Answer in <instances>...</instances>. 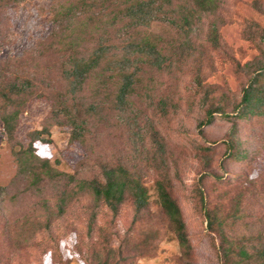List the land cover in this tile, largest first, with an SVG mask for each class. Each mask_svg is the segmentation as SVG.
<instances>
[{
  "label": "rangeland",
  "instance_id": "1",
  "mask_svg": "<svg viewBox=\"0 0 264 264\" xmlns=\"http://www.w3.org/2000/svg\"><path fill=\"white\" fill-rule=\"evenodd\" d=\"M63 1L23 0L0 11V66L10 61L7 76L19 66L44 83L58 79L63 58L42 55L40 42L52 33L53 8ZM214 20L220 23V48L207 40ZM151 31L161 40L165 60L161 67L143 65L137 71L139 81L123 114L105 104L107 121L93 122L85 145L70 141L66 120L51 126L52 143H34L37 154L50 159L63 177L32 188L18 174L0 120V264H58V254L64 264H221L220 253L228 247L223 234L256 253L244 264H264L257 254L264 246V118L219 120L203 133L198 130L206 109L230 112L252 73L264 65V0H224L187 44L166 24L156 22ZM90 95L87 86L81 97L89 102ZM51 108V100H31L19 117L16 141L27 147L30 135L47 124ZM229 138L247 156L221 168L222 141ZM119 164L138 173L149 191V205L136 222L130 196L114 218L107 207L94 208L87 189L80 190V181L101 180L104 166ZM206 173L224 176L218 182L207 177L201 185L209 208L224 220L220 229L207 227L201 208L197 179ZM162 176L186 225L187 253L159 201ZM231 249L230 264H237V246Z\"/></svg>",
  "mask_w": 264,
  "mask_h": 264
},
{
  "label": "trees",
  "instance_id": "2",
  "mask_svg": "<svg viewBox=\"0 0 264 264\" xmlns=\"http://www.w3.org/2000/svg\"><path fill=\"white\" fill-rule=\"evenodd\" d=\"M22 1L0 0V11ZM223 4L224 0H65L55 5L54 29L48 38L40 42V46L45 47L40 53L61 55L63 60L58 79L51 80L46 72L45 76L50 81L44 83L37 73L19 70V66L15 65L12 75L7 76L10 61L0 66V120L4 133L12 143L18 174L27 177L32 188H37L47 180L63 177L65 173L57 170L50 159L37 154L34 143H52L51 126L66 120L72 128L70 141L87 144L93 122L98 120V123L103 124L107 121L103 114L105 104L117 114L125 112L127 102L139 81L137 71L141 66H162L165 55L160 46V38L151 31L153 24H166L178 35L180 41L187 44L204 17L216 16ZM207 40L215 48L221 47L218 20L210 23ZM16 61H19L18 65L22 62ZM55 81L60 82L61 86L65 84V88L61 90L55 87ZM87 86L91 92L89 102L81 97ZM35 98L51 100L52 108L46 119L47 124L42 130L34 131L30 135L29 145L23 147L15 137L18 120L26 105ZM248 115L264 118V65L252 73L242 88L239 101L230 112L221 107L206 109L198 130L203 133L205 127L219 120L232 122L245 119ZM44 134L47 138L42 137ZM158 136L153 130L152 139L161 155H164V143ZM222 144L225 151L220 159L221 168H224L227 160L246 158L247 152L241 153L234 139L223 140ZM207 177H213L218 182L223 181L224 176L206 173L197 179L198 195L207 227L220 229L224 220L215 209L209 208L201 188ZM157 184L161 207L174 225L180 248L187 253L191 247L178 203L169 192L165 177L162 176ZM79 185L80 190H88L95 209L103 205L114 218L118 216L127 196L132 198L134 204L133 222L140 218L149 205V191L140 175L121 164L104 166L101 180H82ZM64 202L62 200V206ZM93 225L92 220L89 223L90 230ZM222 236L228 242V247L220 253L221 264H230L231 248L234 246H237L240 256L239 264L254 258L256 253L249 254L246 246L236 244L234 239L229 242L226 234ZM258 250V257L263 258L264 246ZM58 255V264H64L61 254Z\"/></svg>",
  "mask_w": 264,
  "mask_h": 264
}]
</instances>
